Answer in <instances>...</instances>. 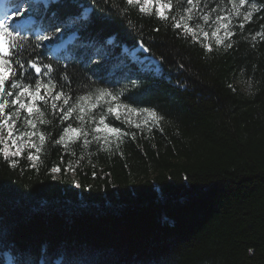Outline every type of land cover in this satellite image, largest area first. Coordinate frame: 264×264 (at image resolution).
Masks as SVG:
<instances>
[{
  "label": "trees",
  "instance_id": "16d2710c",
  "mask_svg": "<svg viewBox=\"0 0 264 264\" xmlns=\"http://www.w3.org/2000/svg\"><path fill=\"white\" fill-rule=\"evenodd\" d=\"M26 1L34 23L19 36L10 30L0 56V101H9L0 115V264H264V0L7 5ZM49 80L72 97V116L61 120L51 96L38 102L43 115L17 116L19 89ZM145 108L155 123L139 117ZM101 116L120 133H95ZM69 123L81 135L54 143Z\"/></svg>",
  "mask_w": 264,
  "mask_h": 264
},
{
  "label": "snow or ice",
  "instance_id": "6c2138e0",
  "mask_svg": "<svg viewBox=\"0 0 264 264\" xmlns=\"http://www.w3.org/2000/svg\"><path fill=\"white\" fill-rule=\"evenodd\" d=\"M136 2V0H127V3L129 5L134 4ZM189 2H191V0H189ZM240 4H244V0H240ZM170 7V5L164 3V4H160L159 8H158V14L161 17L165 16V12L160 11L159 9H168ZM144 11H147V8L143 9ZM26 14V10L22 9L19 4H17V6L15 8L12 9V15L13 16H23ZM205 20L208 19L207 16L204 17ZM176 27L179 29L180 25L177 24ZM185 28H187V25H184ZM222 27H226V25H222ZM54 31L52 33V35H56L58 33H60L62 31V29L59 26H53ZM9 29H11V32L16 33L17 36L20 35V32L22 31L21 29H14L11 28V25H9L7 23V15L3 18L0 19V56H3L7 53H9L10 48L5 46V36L6 35H11V33L9 32ZM158 31V30H157ZM206 35V34H205ZM213 35H215V33H213ZM226 35L231 36L232 33L231 32H227ZM37 40L39 41H44V40H50L51 36H37L36 37ZM217 43L220 44L222 43L221 38L219 36H217ZM227 47H231V44L227 45ZM11 48H21L22 51L20 53H17L18 55H22L23 51H25L26 49L22 48V45L17 44V43H13L11 45ZM148 50V49H146ZM209 50H211L209 48ZM28 63L32 64V69L35 70V72L40 73L41 72V68L37 66L36 63H32L30 58L27 61ZM8 64L7 60L4 59H0V66H6ZM53 71L52 66L51 65H45L44 66V71L42 72V75H44L45 77H48L49 74ZM63 79L67 82L69 81V76L67 74H65V76L63 77ZM6 83V78L0 76V93L4 92V85ZM133 84H135V82H133ZM15 87V86H14ZM61 88L64 87V85H60ZM44 90V94H42L41 90ZM57 89V84L52 83L51 80H49V82L47 84L44 83H37L35 90H30L29 87L24 86L21 87L19 89V91L15 94V98L11 100V104L13 105H18L19 107L16 109L15 114L17 116H19L20 114V110H24L28 113L29 116H31L33 114V112L36 113H40L41 115H43L40 112V108L38 107V102H44L47 103V96H51V99L54 101L51 104V107L53 109L56 108H60L62 111V115H61V120H68L73 112L75 111V108L72 106H68L70 104V101L72 99L71 96L67 95L66 93H64L63 91H59L56 90ZM111 95V93H108L107 90H104L101 92V95ZM9 96H12V93H8ZM88 99L87 96H82V97H78L77 100H83L86 101ZM113 100H116L117 98L115 96L112 97ZM62 101V103H60ZM9 105V101L8 100H2L0 101V115L4 114L5 109L7 108V106ZM68 106V107H65ZM92 107H96L95 105H92ZM132 111H135V109H131ZM81 112L84 111L83 108L80 109ZM108 111L111 113L113 111L112 108H109ZM143 112H146L150 117L153 118V123H155L159 118L157 117V113L156 111H152L149 110L147 108L142 109ZM80 119H83V117H79ZM14 122V121H13ZM0 123H7V121H0ZM27 123L29 125H31L33 128L36 127L35 123L33 122L32 119H28ZM9 127H11V125H9ZM137 127H139V125H137ZM101 131L104 132H108V133H112V134H119L120 133V129L119 128H110L108 126V124L105 123L104 121V117L101 116L100 120H99V125L95 128L94 132L95 133H99ZM11 134V133H9ZM27 135H36L35 132H31V133H27ZM81 135L80 129L79 128H74L72 126L71 123H69L67 125V127L63 128V133L59 135V139L54 140V143L56 144H60V143H65L66 141H70V140H75L77 139L79 136ZM85 136H87V133H84ZM49 138L51 139V135L49 134ZM94 139H96L97 141H99L100 137L99 136H94ZM106 139V138H105ZM39 140L41 143H44L45 141V136L44 134H40L39 135ZM87 142V141H86ZM39 151V149H37ZM5 155H7V151H5ZM15 155V153L13 154ZM53 172H58L60 171L59 168L54 167L52 169Z\"/></svg>",
  "mask_w": 264,
  "mask_h": 264
},
{
  "label": "rangeland",
  "instance_id": "374dc122",
  "mask_svg": "<svg viewBox=\"0 0 264 264\" xmlns=\"http://www.w3.org/2000/svg\"><path fill=\"white\" fill-rule=\"evenodd\" d=\"M38 1L43 2V3H47L49 0H38ZM6 4H7V0H0V19H3L7 15V23L9 25H11V28L14 27L15 29H21L22 31H24L25 28H27L30 24L34 23L33 22L34 17L30 13V11L27 10L29 7L27 1L22 2V4L19 5L22 9L26 10V14L23 16H13L12 15V9L15 8L16 6H12V5L7 6ZM85 13H87V11ZM13 22H16V24H15V26L12 27ZM10 30L11 29H9V31ZM58 45H54L52 50H54L56 52L64 46L63 44H58ZM139 49L143 50V48H141V47ZM146 59L149 60V66L154 67L155 69H158V65H157L158 62L153 58L145 57V58L141 59V62L146 60ZM148 116L149 115L146 114V112L144 114L143 113L139 114V117L143 120L148 118ZM108 134H111V133H108ZM3 255L6 258V260L9 261L8 253H4Z\"/></svg>",
  "mask_w": 264,
  "mask_h": 264
}]
</instances>
